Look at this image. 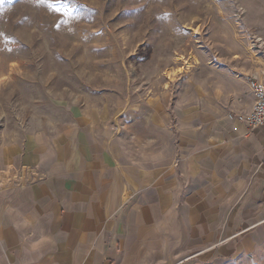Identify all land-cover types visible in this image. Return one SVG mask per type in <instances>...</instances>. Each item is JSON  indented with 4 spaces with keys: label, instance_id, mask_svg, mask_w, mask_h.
Here are the masks:
<instances>
[{
    "label": "rangeland",
    "instance_id": "rangeland-1",
    "mask_svg": "<svg viewBox=\"0 0 264 264\" xmlns=\"http://www.w3.org/2000/svg\"><path fill=\"white\" fill-rule=\"evenodd\" d=\"M259 74L264 0H0V191L68 180L83 143L156 170L164 186L188 112L204 103L246 114L232 104L252 98ZM130 207L126 250L99 264H264V230L251 252L204 251L180 199L145 223L132 251L143 217Z\"/></svg>",
    "mask_w": 264,
    "mask_h": 264
},
{
    "label": "crops",
    "instance_id": "crops-1",
    "mask_svg": "<svg viewBox=\"0 0 264 264\" xmlns=\"http://www.w3.org/2000/svg\"><path fill=\"white\" fill-rule=\"evenodd\" d=\"M241 102L233 110L248 113L253 95ZM88 146L71 150L68 180L43 176L0 191V264H99L116 246L126 250L127 204L135 221L143 217L133 231L136 252L145 223L174 211L179 199L197 244H209L204 251L248 253L263 236L264 127L249 130L204 103L189 111L164 186L156 170L116 164Z\"/></svg>",
    "mask_w": 264,
    "mask_h": 264
},
{
    "label": "built area",
    "instance_id": "built-area-1",
    "mask_svg": "<svg viewBox=\"0 0 264 264\" xmlns=\"http://www.w3.org/2000/svg\"><path fill=\"white\" fill-rule=\"evenodd\" d=\"M253 95L251 109L246 114L237 115L236 121L246 124L249 130L264 127V77L251 75L248 80Z\"/></svg>",
    "mask_w": 264,
    "mask_h": 264
}]
</instances>
